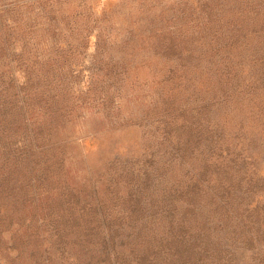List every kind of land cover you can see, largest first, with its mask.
<instances>
[{
  "label": "rangeland",
  "instance_id": "rangeland-1",
  "mask_svg": "<svg viewBox=\"0 0 264 264\" xmlns=\"http://www.w3.org/2000/svg\"><path fill=\"white\" fill-rule=\"evenodd\" d=\"M1 109L0 142L57 172L36 187L78 199L0 225V264H108L96 226L145 220L140 252L181 249L173 223L191 264H264V0H0Z\"/></svg>",
  "mask_w": 264,
  "mask_h": 264
},
{
  "label": "trees",
  "instance_id": "trees-1",
  "mask_svg": "<svg viewBox=\"0 0 264 264\" xmlns=\"http://www.w3.org/2000/svg\"><path fill=\"white\" fill-rule=\"evenodd\" d=\"M8 133V124L6 123L5 112L3 109H1L0 141H3V139L7 137ZM0 143H2L0 144V225H4V223H6V221L12 218L15 214L20 215L21 211L25 210L27 207H30L33 203L34 206L36 204L39 206L40 204L42 205L54 201L60 202L65 193H69L70 196H74L76 199H78L77 194L71 192V188L68 186L66 181L62 187L59 186L60 188L56 190L55 194H53L55 191L53 188L46 187L44 190H39L38 187H36L37 180L32 181V174L36 175V179H40L43 175L44 178L47 179L50 177V175L57 174V172L55 170L52 171L50 164H48V167H45V169H38L37 172L40 171L39 173L34 172L33 169L36 167V165L40 166V156L37 155L38 152L32 147V145H29L28 149H24L22 153L17 156L11 154V149L7 146V144L6 146L9 151L7 150L4 142ZM28 169L32 171H29ZM34 186L38 190H36ZM87 206L88 202L83 204V208ZM91 207L93 206L91 205ZM143 208L144 207H142V209L139 208L140 214L138 215H140L141 218L148 217L151 213H146V210H143ZM88 211L96 213L95 208ZM170 214L171 213H169L168 216ZM151 218L158 219L156 215H153ZM135 220L139 221V218H135ZM181 220L184 219L182 218ZM147 221L149 220L143 221L140 226L135 227L138 229L137 231L126 234L125 240H120L119 242L117 240L119 238L118 229L114 230L113 234L108 235L109 238L104 241L106 236L103 234L104 230L101 227L102 224H98V226H96V232L98 236L100 235L99 238H101V242H99L97 245L93 241L89 252L96 253L97 256L98 254L100 256L102 255L108 261V264H114L112 262V253H116L117 255L118 251L116 250V246L121 248V244H125L129 254L131 253L134 255V257L131 258L126 264H191L189 258L198 253L197 246L194 242L187 241L186 236L184 235L183 226H180V228L176 230L173 226V223H171L173 231L171 240L174 243H179L181 247L178 248L181 249H176L175 251L167 254L160 252L158 249L152 251L150 254L146 252V249H142L141 252L138 251V247L142 245L141 241L153 231V225L149 228L146 226V224H144ZM77 226L81 227V225L78 223ZM83 230L86 231V229ZM17 231L20 233V237L22 238L28 239L32 237L30 230L27 228L23 230H21V228H16L15 232ZM79 231H82V228H80ZM55 232L58 234L59 230L56 229ZM85 235L88 236L89 233H86ZM1 238L2 236L0 234V240ZM40 238L41 236H37L36 239L31 238L30 240L26 241L35 242V246H33L34 248L39 246L38 242ZM168 245L173 246V244L170 242H168ZM112 249L116 250V252H112Z\"/></svg>",
  "mask_w": 264,
  "mask_h": 264
}]
</instances>
